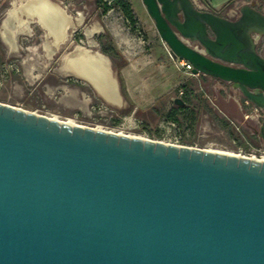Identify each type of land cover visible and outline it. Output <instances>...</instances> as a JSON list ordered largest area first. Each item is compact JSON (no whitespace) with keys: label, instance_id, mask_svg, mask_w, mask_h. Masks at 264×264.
I'll list each match as a JSON object with an SVG mask.
<instances>
[{"label":"water","instance_id":"95a60500","mask_svg":"<svg viewBox=\"0 0 264 264\" xmlns=\"http://www.w3.org/2000/svg\"><path fill=\"white\" fill-rule=\"evenodd\" d=\"M142 2L172 58L264 113V10L243 3L229 18L195 0ZM0 264H264V161L0 102Z\"/></svg>","mask_w":264,"mask_h":264},{"label":"rangeland","instance_id":"374dc122","mask_svg":"<svg viewBox=\"0 0 264 264\" xmlns=\"http://www.w3.org/2000/svg\"><path fill=\"white\" fill-rule=\"evenodd\" d=\"M55 2L65 9L61 7L65 13H69L72 24L63 30L60 28V23L55 20L52 23L53 29L47 30L48 39L55 40L58 36L56 40H59L48 41L55 48V52L48 60H46V51L42 48V43L45 42L42 39L45 38L46 30L40 28L36 22L31 24V34L20 35L18 54L7 57H2L0 54L1 103L59 120H70L82 126L99 127L154 141L229 151L252 158L264 156V130H260V125L264 123V113L258 111L261 114L258 118L251 116L257 111H254L255 106L247 100L244 102L241 92L232 84L212 86L209 80H202L203 91L199 90L196 78H190L189 74L175 66L168 52L169 47L161 40L147 15L144 17L149 26L145 27L142 22L136 26L140 30L137 34L143 40L139 45L143 50L147 49L143 52L145 55L151 54L149 56L152 60H156V64L166 67L165 73H161V70L153 73L151 71L150 78L148 74L145 77L149 78L146 82L153 85V95H160L159 100L156 101V98L154 102L157 107L163 105V111H167L172 104H175L174 96L183 99V90L179 89L177 85L180 84H177L170 89L165 88L166 92L162 93L164 92L162 84L168 82L170 78L180 81L179 83L186 79L190 80L189 88L200 95L198 99L191 98L190 108L193 111L190 115L194 117V121L185 120L179 115L183 124L176 123L175 126H171L166 122L168 120L166 117L158 116L148 108L136 111L135 102L142 96L143 78L136 79L130 88L133 90V94L130 95L134 98V105L123 93L121 104L114 105L106 102L84 78L83 81L78 78L80 76L63 73L65 65L81 64L84 55H91L95 51L92 49L101 50L103 45L114 40H111L106 28L100 31L99 26H102L101 23L104 25V22L101 17L102 6L98 0H55ZM134 6L137 14H143L137 3H134ZM39 7L42 13V9L50 10L44 6L39 5ZM255 7L264 10V0H256ZM81 15L83 19L78 22L77 18ZM110 16L117 15L112 11ZM118 25L122 26V23L118 22ZM88 29L92 32L88 33ZM90 39L95 41H88ZM259 41L264 42V37ZM91 42H96V45H89ZM46 44L44 43V46L48 47ZM32 46L37 47V55L29 49ZM259 52L264 55V45H259ZM64 53H66L65 61L61 62ZM107 56L111 62L117 64L123 61L122 54ZM139 56L140 54H135V58ZM112 69L115 70L113 66ZM67 71L71 72L69 68ZM238 102L242 105V110Z\"/></svg>","mask_w":264,"mask_h":264},{"label":"crops","instance_id":"0c3cea01","mask_svg":"<svg viewBox=\"0 0 264 264\" xmlns=\"http://www.w3.org/2000/svg\"><path fill=\"white\" fill-rule=\"evenodd\" d=\"M48 1L51 2L52 4L62 7L59 3L55 2V0H48ZM127 1L131 5V8L134 13V17L136 21L138 22V24L142 22V24H144L145 27H148L149 23L144 16L147 15V17L150 19L151 17L148 15L142 0H127ZM255 1L256 0H195V3L197 7L201 9L214 10L217 13L225 15L229 18H235L239 14V7L243 3H252V5H254L255 7ZM134 3H137V6L141 9V12L143 14H137ZM0 5H1L0 6V54L2 55V57L14 56L16 53L18 54V52L20 51V45H19V40H18L20 35L31 34L32 32L31 24L33 22H36V24L40 28H43L46 30L47 34L45 33L44 34L45 38L42 39V41H45L42 43L43 44L42 48L44 49V51H46V60L50 59L53 53L55 52V48L51 46L52 44H50L48 41H59V40H56L58 36H56L55 40L48 39L47 30H50V29H46L42 25V23L39 22L38 17H37L38 14H36V12L40 9L38 5V0H0ZM42 11L44 15L46 16V19L50 22V26L52 27L51 28L52 30L53 21L57 20L59 22V20L56 18V16L52 14V11L50 12V10H43V9ZM112 11H114L117 16H110ZM101 17H103L102 20L104 22V25L101 23L102 26H99L100 31H104L105 30L104 28L107 29V31L113 38L114 40L113 42L115 43L118 51L120 52V54H122L123 58L125 59V64L121 66L120 73L123 77L125 90H126V93H127V96L130 102L132 103V105H134V101H133L134 98L131 96L133 94V90H131L130 88L133 86L136 79L138 80L139 77L143 78L144 81H143V86H142V91H141L142 96L138 100H136L135 108L136 109H141V108L149 109L150 106L153 105L155 99L158 98L160 95L159 94H157L156 96L153 95V92H154V90L152 89L153 85H151L149 82H146V80L150 78L151 71L153 73L154 71L160 72L161 70V73H165L166 67H164V65L161 66L159 64H156V60L154 61L152 60V58H150L149 55L151 54L148 53L147 54L148 56L145 55L143 51H146L147 49L143 50V47L139 45L140 42H142L143 40L137 34L138 29L135 23H130L129 20L124 16V14L121 12V10L118 7L109 8L105 13H101ZM81 18L83 19L82 15H81ZM81 21H78V22H81ZM118 22L122 23V26L118 25ZM152 23L154 25L153 20H152ZM87 32L90 33L92 32V30L88 29ZM88 41H95V40L90 39ZM44 43H47L46 45L48 47H45ZM89 45L94 46L96 45V42H91ZM29 49L35 52V54L37 55L36 46H32ZM92 50H99V49H92ZM99 51L101 53H105L102 51V49ZM65 54L66 53H64L62 56L61 62L65 61V58H64ZM135 54H140V56L138 58H135ZM107 58L109 62V67L112 70L113 75L116 74L115 75L116 86L120 94L122 95V91H121V87H120V83L118 79V74H117V68L113 65V62L110 61L108 56ZM111 65L115 68L114 71ZM62 72L65 74H71V75L76 76L75 74L68 72V71L67 72L62 71ZM147 74L149 77L148 79L145 78ZM190 76H191L190 78H196L197 86L198 88H200L199 90H202V91H203L202 80H209L212 86L223 84V83L231 84V82L223 81V80H220V79H217V78L211 77L210 75H205V74H202V76H200L199 74L190 75ZM78 78L84 81L83 78L81 77H78ZM174 80L175 79L170 78L168 79V82H165L162 84L163 85L162 89H164V92L162 93H165L167 89H170L171 87L177 84L181 85L185 82V81H182L181 83H179L180 81H174ZM180 85H177L179 89H181L179 87ZM95 92L98 93V90H95ZM244 100H245L244 102H246L245 98ZM238 106L242 110V105L239 102H238ZM254 108H255L254 111L255 110L257 111H255V114L251 116L253 117L255 116L256 118H258L259 110L256 109V107Z\"/></svg>","mask_w":264,"mask_h":264},{"label":"bare ground","instance_id":"6f19581e","mask_svg":"<svg viewBox=\"0 0 264 264\" xmlns=\"http://www.w3.org/2000/svg\"><path fill=\"white\" fill-rule=\"evenodd\" d=\"M38 5L40 6H44L47 7V9H50V12L52 11V14L54 16H57V19L60 22V28L65 30L67 26H70V24H72L70 22V15L69 13H65L64 10L55 5L52 4L51 2H49L48 0H38ZM46 9V8H45ZM34 12V11H33ZM32 13V11H31ZM36 14H38V20L40 23H42V25L46 28V29H51L50 26V22L46 19V16L43 15V13L41 11H37ZM78 21L81 20V17L78 16L77 18ZM83 62L81 64H76L74 66L71 65H65L63 68L65 69V71L68 70V68L70 69L71 72H73L75 75L80 76L81 78H84L86 81H88V83H90V85L95 89H99L98 91H103L106 92V96L112 100H106V102L111 103L116 105V102L114 101V98H116V90H115V80H114V76L111 72V69L109 67V62H108V58L105 54L101 53L98 50H95L91 55H84L83 57ZM82 75H84L85 77H83ZM96 82H99L98 85H101L100 87L96 88ZM98 94L101 96V94L98 92ZM50 119H55L57 121L60 122H64V123H68L71 125H77L72 123L70 120L69 121H65V120H59L56 119L54 117H49ZM93 129H100L99 127H92ZM103 130V129H101ZM107 131V130H105ZM120 134V133H117ZM129 136H133V135H129ZM135 137H139L141 139H148V138H144L142 136H135ZM203 150H210L213 152H219V153H223L226 155H236V156H241L235 153H231L229 151H223V150H217V149H203ZM252 158V157H249ZM254 158V157H253ZM256 159L260 160V161H264V156H261L259 158L256 157Z\"/></svg>","mask_w":264,"mask_h":264},{"label":"trees","instance_id":"16d2710c","mask_svg":"<svg viewBox=\"0 0 264 264\" xmlns=\"http://www.w3.org/2000/svg\"><path fill=\"white\" fill-rule=\"evenodd\" d=\"M98 1L101 3L102 6L101 13H105L111 7H118L121 10V12L124 14V16L129 20L130 23H134L136 21L131 5L127 0H111L109 3L108 0H98ZM110 38L111 40H113L111 36ZM107 43H108L107 45L105 46L103 45L101 47L103 52H105L108 55L113 54L116 56H121L120 52L116 49V46L114 45L113 41H109ZM124 64H125L124 58L123 61L119 64L113 62V65L117 68V74H118L121 91L124 95L127 96L124 86V80L120 73V68ZM199 75L202 76L201 73H199ZM189 84H190V80H187L179 86L183 90V100L185 101L184 105L172 104L167 111H163V107H162L163 105L161 107H157L156 103L154 102L153 105L150 106L149 110L158 116L163 115L164 117H166V119L175 121L178 125L183 124L182 120L179 118V115H181L182 118L185 120L194 121V117L190 115L193 111L190 108L191 98L193 97L195 99H198L200 95L198 93H194V91L189 88ZM158 100L159 98L156 99V101ZM139 110L141 109H136V111Z\"/></svg>","mask_w":264,"mask_h":264},{"label":"built area","instance_id":"2783aa9c","mask_svg":"<svg viewBox=\"0 0 264 264\" xmlns=\"http://www.w3.org/2000/svg\"><path fill=\"white\" fill-rule=\"evenodd\" d=\"M111 0H108V2H110ZM135 23V25L137 26L138 25V22L137 21H135L134 22ZM137 32L138 33H140V30H137ZM168 52H169V50H168ZM172 58V57H171ZM172 60L174 61V64H175V66L179 69V70H181L182 72H185V73H187V74H189V75H196V73H193L192 71H191V69H192V65H191V63H189L187 60H185V59H182V58H172ZM169 125H171V126H175L176 125V122L175 121H173V120H170V119H168L167 121H166Z\"/></svg>","mask_w":264,"mask_h":264},{"label":"flooded vegetation","instance_id":"af4514ba","mask_svg":"<svg viewBox=\"0 0 264 264\" xmlns=\"http://www.w3.org/2000/svg\"><path fill=\"white\" fill-rule=\"evenodd\" d=\"M255 8H256V7H255ZM256 9H257V8H256ZM258 10H261V9H258ZM261 37H264V35H259L258 38H257V40L255 41L256 50H257V52H258L259 54H261V53L259 52V45H264V42L259 41ZM262 56H264V55H262ZM260 116H261V114H260Z\"/></svg>","mask_w":264,"mask_h":264}]
</instances>
